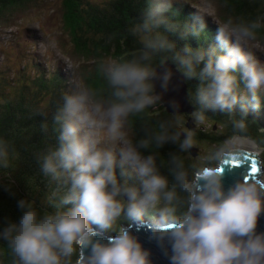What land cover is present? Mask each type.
<instances>
[{
	"label": "clouds",
	"instance_id": "1",
	"mask_svg": "<svg viewBox=\"0 0 264 264\" xmlns=\"http://www.w3.org/2000/svg\"><path fill=\"white\" fill-rule=\"evenodd\" d=\"M174 3L179 0H151L142 10V18L130 30L142 44L141 55L108 63L107 100H95L89 89L63 92L54 115L58 143L39 157L41 172L56 183L57 191L40 205L28 197L16 198L8 173L17 154L0 139V190L15 198L19 212L16 219L0 215V257H6L8 264H151L149 250L131 226L116 227L121 217L140 223L145 216L153 220L150 230L166 250L169 264H264V232L257 231L264 212L262 151L251 150L259 157L262 175L243 174L227 188L218 168L201 169L190 179L183 161L172 156L170 186L155 156L144 155L141 149L147 150L150 142L156 147L176 143L180 133L161 132L134 143L126 129L130 115L158 99L155 80L159 78L166 88L172 77L171 69L157 73L159 67L155 71L151 65L160 52L171 53L166 59L186 80L199 81L194 94L199 105L196 112L193 108L196 121L203 122L208 110L231 112L238 104L245 111L246 105L259 107L264 45L258 32L264 29V14L251 19L230 15L217 21L214 46L207 50L185 46L181 52L173 51L175 42L168 37H198L204 23L198 15L199 27L187 28L174 18L177 13L166 15ZM46 66L53 69L45 64L46 73ZM61 67L71 85V70ZM71 69L75 72L76 66ZM158 94L165 97L163 91ZM236 127L243 132L247 123L241 119ZM240 143L227 141L217 159ZM192 144L188 133L179 146L186 151ZM105 233L114 234L105 238Z\"/></svg>",
	"mask_w": 264,
	"mask_h": 264
},
{
	"label": "trees",
	"instance_id": "2",
	"mask_svg": "<svg viewBox=\"0 0 264 264\" xmlns=\"http://www.w3.org/2000/svg\"><path fill=\"white\" fill-rule=\"evenodd\" d=\"M196 1L199 3L201 0ZM210 1L215 5L214 10L201 8L193 0H179V3L173 4L172 11L166 13V15L177 13L174 18L187 28L194 25L199 27V21L195 19L198 15L202 17L204 23L203 31L198 37L188 35L185 39H180L178 36L170 35L168 39L175 42L173 51L182 52L185 46L203 47L206 50L214 46L219 19L222 22L230 15L251 19L264 14V0ZM150 2L151 0H0V35L12 24L22 23L18 21L24 20L17 18L19 14L15 18L14 16L20 13L23 18L25 16L23 9L36 11L32 19L48 11L46 15L52 20L60 17L62 30L72 39V54L77 62L82 63L81 72H77V69L74 72L79 79V86L76 87L72 82V85H67L62 67L55 71L48 70L46 66L48 73L46 75L40 65L30 62L33 56L25 55L23 50L21 54L17 53L18 51L12 53L10 60L5 59L4 54L0 53L4 63L0 68L6 71L0 74V139L6 141L17 154V159L8 173L12 178L16 198L28 197L40 205L45 197L57 191L56 183L51 182L41 172L39 157L58 143L54 115L62 103V94L64 91L71 92L82 87L93 91L94 99L97 101L110 97L107 65L110 61L127 62L139 58L142 44L130 30L134 23L142 18V10ZM41 3L47 8L42 9ZM211 15L214 16L212 23ZM170 55L171 53L160 52L153 56L151 65L155 71L165 62L174 65L170 59H166ZM26 72L32 76L27 77ZM9 75L17 82L14 86L9 83V79L12 78ZM185 81L190 104L196 112L199 105L194 94L199 81L195 79ZM240 90L242 93L246 91L242 82ZM154 94L158 97L155 103L134 114L136 122L132 121L133 130L131 129L133 142L150 140L153 135L161 132L169 135L191 133L193 140L191 147L196 148L199 153L197 157L189 159L184 157L186 151H182L179 146L183 140L181 137L176 143L169 141L162 147H156L150 142L147 150L141 149L144 155L155 156L157 167L162 175L168 177L170 186L173 182V176L169 173L172 156L183 161L191 179L201 169L219 164L220 159H217L216 153L227 147L226 142L232 136L250 139L258 147H264V91L258 93L257 109L253 110L250 105H246L245 111L238 104L231 112L208 110L205 112L203 122L194 119V112L170 117V113L164 112V97L161 94L157 95L155 88ZM241 119L247 123V128L243 132L236 127L237 121ZM189 120L192 121L191 128H188ZM262 156L264 159V152ZM43 210L40 209L41 213ZM5 214L13 219L19 216L15 198L0 190V215ZM145 217L146 220L147 217L150 218ZM129 221L126 217H121L116 227L129 224ZM0 264H8L7 258L0 257Z\"/></svg>",
	"mask_w": 264,
	"mask_h": 264
},
{
	"label": "rangeland",
	"instance_id": "3",
	"mask_svg": "<svg viewBox=\"0 0 264 264\" xmlns=\"http://www.w3.org/2000/svg\"><path fill=\"white\" fill-rule=\"evenodd\" d=\"M196 4H199V7L201 8H211L215 9V5L210 0H201L199 3L196 0ZM211 2V4H210ZM41 8L45 9L47 6L44 3H41ZM25 13V16L21 18L20 13H16L14 18L17 16L19 19L24 20H18L22 23H16L15 25L12 24L11 27L7 30H5L0 35V53H3L5 56V59L10 60L12 57V53L17 52L21 54V50L24 51L25 55H31L33 56L30 60L31 63L40 65L42 68H44L45 64H48L51 68L57 69L61 67L62 65L65 66L66 69H70L73 77H71V82L74 86H79V82L76 79V75L74 71H72L71 68L76 66L77 72H81L82 68L81 62H77L72 54V39L68 36L67 33H65L62 30L61 27V19L60 17H56L52 20L51 17L47 16L48 11L44 15H40L36 17L35 19H32L35 15L33 13H36L35 10H28L23 9L22 10ZM213 16V15H211ZM214 21V16L211 20ZM220 21V19H219ZM216 27V26H215ZM217 28V27H216ZM261 40V45H264V29H261L258 32V41ZM65 48V49H64ZM67 49V50H66ZM71 49V50H70ZM68 58L63 57V54ZM256 56H258L260 59L261 57L255 53ZM257 57V58H258ZM3 60L0 58V67L3 65ZM170 64L168 62L163 63V65L159 66L157 73H162L163 69L165 70V65ZM65 70V69H63ZM44 74L47 75L46 71L43 70ZM6 73V71L2 68H0V74ZM27 77L32 76L31 73H27ZM10 76V75H9ZM12 77V76H10ZM9 83H11L13 86L16 81H14L13 77L9 79ZM72 85V84H71ZM64 84H63V91H64ZM82 88V87H80ZM173 88V87H172ZM59 90V88L57 87ZM163 92L166 94V89L163 90ZM242 92V91H241ZM176 116L175 114H172L170 112V117ZM131 119V121H130ZM128 121H130V124H128ZM132 121L136 122L134 119V114L130 115L127 120L126 129L129 132L130 138L132 137ZM192 121L189 120L188 122V128H191ZM130 125V127H129ZM208 128V126H206ZM133 130V129H132ZM101 134H103V129L100 130ZM181 138H184L185 135L181 132L180 134ZM236 137L240 136H232L229 141L235 142ZM244 138V137H241ZM132 139V138H131ZM246 139V138H245ZM248 140V139H247ZM250 140V139H249ZM254 144L253 142H251ZM255 145V144H254ZM256 146V145H255ZM264 152V147L258 148L256 146L257 150ZM192 153L197 157L199 155L198 150L196 148L190 147L186 150V154L184 157H187L188 159L193 157ZM198 173V172H197ZM146 219V217H145ZM153 221L151 218L147 217V221ZM123 227V226H122ZM112 235V233H111Z\"/></svg>",
	"mask_w": 264,
	"mask_h": 264
},
{
	"label": "water",
	"instance_id": "4",
	"mask_svg": "<svg viewBox=\"0 0 264 264\" xmlns=\"http://www.w3.org/2000/svg\"><path fill=\"white\" fill-rule=\"evenodd\" d=\"M165 66V69L172 70V77L170 86L171 89L169 92L164 94V112H171L175 115L193 113V107L189 101L185 79L181 74L178 73L175 67H173L174 65L166 64ZM164 89L166 88L162 86L161 80L157 78L155 80L156 93L158 94ZM250 155L251 154L248 152L239 150H234L233 152L225 155V158L228 160L222 164L221 168V170H223L221 173L225 188L232 185L237 179L242 178L243 174H246L249 177L256 176L252 173L254 170L252 169L251 171V164H254V162H251L252 159ZM192 156L196 157L193 153ZM234 164H238L239 167H234ZM200 182L202 183V181ZM152 223L153 222L143 219L140 223L129 221V224L123 225V227L127 228L131 226L133 234L138 237L144 248L149 250L151 264H169L168 255L165 254L166 250L162 246H159L156 240L153 238L152 232L150 230V225ZM257 231L264 232V212H262L258 218ZM107 235L111 234L105 233V238Z\"/></svg>",
	"mask_w": 264,
	"mask_h": 264
},
{
	"label": "bare ground",
	"instance_id": "5",
	"mask_svg": "<svg viewBox=\"0 0 264 264\" xmlns=\"http://www.w3.org/2000/svg\"><path fill=\"white\" fill-rule=\"evenodd\" d=\"M170 86H171V79L169 80L167 87L169 88ZM235 142H241L240 146H239L240 149L247 150V151L256 149V146L251 143V142H253L252 140H249V139L247 140L245 138L236 137V141Z\"/></svg>",
	"mask_w": 264,
	"mask_h": 264
},
{
	"label": "snow or ice",
	"instance_id": "6",
	"mask_svg": "<svg viewBox=\"0 0 264 264\" xmlns=\"http://www.w3.org/2000/svg\"><path fill=\"white\" fill-rule=\"evenodd\" d=\"M233 166H234V167H239V165H238V164H234ZM253 167H255V166H253ZM253 167H252V169H253ZM252 169H251V171H252ZM255 170L257 171L256 167H255ZM220 171L222 172L223 170H220ZM256 171H255V172H253V171H252V173H253V174H255V173H256Z\"/></svg>",
	"mask_w": 264,
	"mask_h": 264
}]
</instances>
